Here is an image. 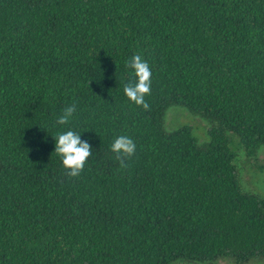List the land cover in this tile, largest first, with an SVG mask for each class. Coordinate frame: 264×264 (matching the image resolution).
I'll return each instance as SVG.
<instances>
[{
	"label": "trees",
	"instance_id": "obj_1",
	"mask_svg": "<svg viewBox=\"0 0 264 264\" xmlns=\"http://www.w3.org/2000/svg\"><path fill=\"white\" fill-rule=\"evenodd\" d=\"M134 55L149 110L124 93ZM173 106L206 121V144L163 129ZM67 131L91 145L78 177L55 152ZM230 135L264 149V0H0V264L264 261V201Z\"/></svg>",
	"mask_w": 264,
	"mask_h": 264
},
{
	"label": "clouds",
	"instance_id": "obj_2",
	"mask_svg": "<svg viewBox=\"0 0 264 264\" xmlns=\"http://www.w3.org/2000/svg\"><path fill=\"white\" fill-rule=\"evenodd\" d=\"M128 66L134 71L136 82L127 84L124 93L131 102L149 110L150 106L145 100V97L151 93L152 72L149 64L140 55H134L128 62ZM75 112V105L66 107L57 123L59 125L68 124ZM111 150L116 154L121 166L127 167L125 160L135 155L136 144L127 136H119L114 140ZM55 152L62 157L63 166L69 170L68 175L71 177H78L83 172L92 154L91 145L87 141H82L81 135L73 131L58 135Z\"/></svg>",
	"mask_w": 264,
	"mask_h": 264
},
{
	"label": "rangeland",
	"instance_id": "obj_3",
	"mask_svg": "<svg viewBox=\"0 0 264 264\" xmlns=\"http://www.w3.org/2000/svg\"><path fill=\"white\" fill-rule=\"evenodd\" d=\"M164 130H176L189 127L190 133L198 145L208 142L207 123L204 119L193 116L185 108L173 106L165 110L162 117ZM229 148L234 153V163L241 187L264 201V149H259L255 156L247 157L240 149L235 137L230 135ZM171 264H233L228 259H220L211 263H195L176 261ZM246 264H264L261 259H253Z\"/></svg>",
	"mask_w": 264,
	"mask_h": 264
}]
</instances>
